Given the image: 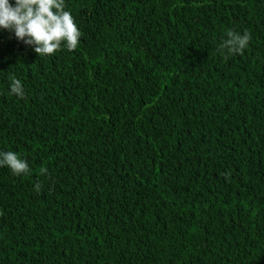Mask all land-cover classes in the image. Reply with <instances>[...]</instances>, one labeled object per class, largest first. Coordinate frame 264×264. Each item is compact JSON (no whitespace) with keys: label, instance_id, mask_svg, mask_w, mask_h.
<instances>
[{"label":"trees","instance_id":"trees-1","mask_svg":"<svg viewBox=\"0 0 264 264\" xmlns=\"http://www.w3.org/2000/svg\"><path fill=\"white\" fill-rule=\"evenodd\" d=\"M63 11L71 51L0 29V264H264V0Z\"/></svg>","mask_w":264,"mask_h":264},{"label":"clouds","instance_id":"clouds-1","mask_svg":"<svg viewBox=\"0 0 264 264\" xmlns=\"http://www.w3.org/2000/svg\"><path fill=\"white\" fill-rule=\"evenodd\" d=\"M63 8L64 0H0V29L14 32L15 37L32 46L39 57L53 54L61 48L62 42L71 51L77 48L82 33L72 15ZM250 40L251 33L247 31L241 34L228 30L221 48L226 49L228 55L243 54ZM10 95L21 99L25 95L22 82L14 77L10 81ZM5 166L16 176L30 172L27 161L13 151H0V167ZM41 171L43 174L47 169ZM40 188L37 183L36 191Z\"/></svg>","mask_w":264,"mask_h":264}]
</instances>
